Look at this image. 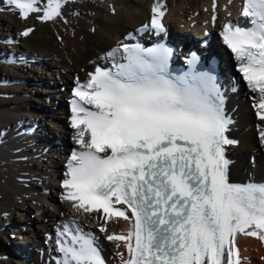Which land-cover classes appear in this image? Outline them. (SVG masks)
Listing matches in <instances>:
<instances>
[{
	"label": "snow or ice",
	"instance_id": "6c2138e0",
	"mask_svg": "<svg viewBox=\"0 0 264 264\" xmlns=\"http://www.w3.org/2000/svg\"><path fill=\"white\" fill-rule=\"evenodd\" d=\"M13 2L22 18L40 11L35 0ZM60 8L56 0L40 18L54 19ZM243 15L252 26L228 25L224 39L259 93L254 106L264 120V0H245ZM152 26L163 30L156 17ZM123 48L126 63L97 68L74 90L71 123L81 150L69 161L64 198L84 212L132 222L127 235L108 236L125 242L126 264H238V233L264 239V184L229 183L224 145L234 141L215 77L172 78L169 49ZM62 235L70 237L58 241L63 264H104L91 236L67 225Z\"/></svg>",
	"mask_w": 264,
	"mask_h": 264
},
{
	"label": "bare ground",
	"instance_id": "6f19581e",
	"mask_svg": "<svg viewBox=\"0 0 264 264\" xmlns=\"http://www.w3.org/2000/svg\"><path fill=\"white\" fill-rule=\"evenodd\" d=\"M55 2L35 0V7L40 11L22 18L13 0H0V82L9 78L51 80H48V88L42 90L48 104L39 102L42 106L38 107L48 110L37 116L29 110L28 99L20 96L22 84L0 85V241L15 245L11 250L0 243V264H63L65 254L60 251L61 243L57 240L70 239L62 235L66 225L74 232L79 229L93 238L104 264H126L130 254L125 242L109 240L108 236L127 235L132 222L115 216L108 219L103 210L84 212L74 207L73 200L64 198L63 181L67 178L69 161L73 151L81 150L75 139L77 129L72 127L73 111L67 100L74 96L77 87L87 83L89 74L94 73L98 65L112 63L108 50L126 32L148 18L150 0H60V15L51 20L41 19L44 10ZM209 2L164 0L169 38L182 45L181 49L194 42L203 31L201 23H208L209 14L203 9ZM230 2L234 5L236 0ZM220 18L221 13L217 21ZM244 22L245 19L235 18L232 27H241ZM28 29L31 32L23 35ZM7 36H14V41H5ZM210 48L223 61L226 79L232 76L240 84L237 89L227 91L225 103L226 110L234 108L226 132L234 143L224 145L225 159L229 161V183L264 184V141L261 139L264 120L258 117L257 108L252 107L258 103L259 93L251 90L240 72V60L214 31ZM104 52L105 57L100 58ZM5 53H16L20 62L8 61ZM180 53L178 50L177 54ZM31 57H35V65H25L24 60ZM73 82L77 83L71 86ZM57 101L61 102L60 106ZM25 117H37L31 123L39 120L40 131L25 132L24 127L30 126L28 122L18 127V121ZM249 126H254L253 131H247ZM251 155L257 156L256 161L252 157L254 163L250 161ZM62 163L66 166L64 172ZM48 188L57 192L63 213L53 211L51 202L55 198L46 193ZM43 208L49 217L47 224L39 223L42 219L37 212ZM114 208L123 210L127 206L114 204ZM30 221L35 224L28 225ZM26 227L32 231L29 236L22 233ZM101 227L107 230L101 231ZM34 232L37 234L33 235ZM132 242L134 244V238ZM30 246L34 248L32 251ZM232 247L238 264H264V239L238 233Z\"/></svg>",
	"mask_w": 264,
	"mask_h": 264
},
{
	"label": "rangeland",
	"instance_id": "374dc122",
	"mask_svg": "<svg viewBox=\"0 0 264 264\" xmlns=\"http://www.w3.org/2000/svg\"><path fill=\"white\" fill-rule=\"evenodd\" d=\"M1 27V26H0ZM1 31V30H0ZM2 32V31H1ZM0 32V33H1ZM14 36H7L4 40L5 41H14ZM8 55V57H6V59L8 60V61H11V62H20V60H19V56L16 54V53H5V55ZM30 60H32V61H30ZM33 61H35V57H31V58H26V60H24V64L25 65H35V63L33 62ZM48 80H50V79H45L44 80V82L43 81H39V80H36V79H34V78H32V80H29V79H24V78H9L7 81H2V82H0V85H8V86H12V87H14V86H18L19 84H22L21 85V87L19 88V90L20 89H22V90H20V96H22V98H25V99H28V104L30 105V108H29V110L30 111H32L34 114H36V116L37 115H39V113H46L47 112V110L48 109H46V108H44V109H42V108H38L39 106H42L39 102H43V104H48L47 102H46V95L45 94H42V90H46L47 88H48V86H49V82H48ZM51 81V80H50ZM75 83H77V82H73L72 84H71V86H73ZM240 85V84H239ZM37 89V90H36ZM39 89H40V91H39ZM24 91V92H23ZM247 95H248V91H246L245 92ZM39 98L38 99V101H34V100H32V98ZM50 101H51V99H49ZM251 101V100H250ZM66 102V101H65ZM64 102V103H65ZM252 103H253V101H252ZM60 104H61V102L60 101H57V106H60ZM256 104V103H255ZM66 106V105H65ZM254 105H252V107H253ZM67 107V106H66ZM68 114H70L69 113V111H68ZM35 119H37V117H35V118H33V117H30V118H27V117H25L23 120H21V121H18V127H22L23 125H25V123L26 122H28L29 124H30V126H28V127H24V131L25 132H28L29 130L32 132V133H37V132H39L40 131V123H39V120H37V122L35 123L34 122V124H32L31 122H33ZM28 120V121H27ZM32 124V125H31ZM253 128H254V126H249V127H247V131L248 132H251V131H253ZM70 128L68 127V130H69ZM0 140H1V137H0ZM252 157L253 158H255V161H256V159H257V156H255V155H251V157H250V161L252 162V163H254L253 162V160H252ZM45 163V162H44ZM62 168V171L64 172L65 171V169H66V166H65V164L64 163H62V166H61ZM46 193L49 195V194H51L52 196H53V198H55V200H52V202H51V206H52V208H53V211H55V213H58V214H61V213H63L62 211H61V202H60V197H58L57 196V192L56 193H54L53 192V190H52V188H48L47 189V191H46ZM37 194H39L38 192H37ZM57 208H59L60 210H57ZM44 210V211H43ZM60 211V212H59ZM37 214L41 217V221L39 222V223H42V224H47V223H49V217H47V212L45 211V209L43 208L42 210H39L38 212H37ZM67 222H69V221H67ZM32 223H34V222H28V225L29 224H32ZM35 224V223H34ZM22 229H23V227H22ZM26 230H24V232H22L25 236H29V235H31L32 234V231H30V230H27L28 229V227H26L25 228ZM23 231V230H22ZM37 232V231H36ZM36 232H34L33 233V235H36L37 233ZM9 233H10V235L12 236L13 235V233L12 232H10L9 231ZM49 235V234H48ZM18 241H20L21 242V240H18ZM58 241L59 240H57V243H58ZM48 242V241H47ZM0 243H2L1 244V246L3 247V246H5L6 248H8V249H11V250H14V248H15V245L13 244V243H11L10 241H8V243L6 244L5 242H3V240H2V242L0 241ZM32 248V249H31ZM29 249L32 251L34 248L33 247H29ZM5 258H6V256H5ZM55 258V260H58L59 258H57V256L56 257H54ZM115 259V257H113V260Z\"/></svg>",
	"mask_w": 264,
	"mask_h": 264
}]
</instances>
